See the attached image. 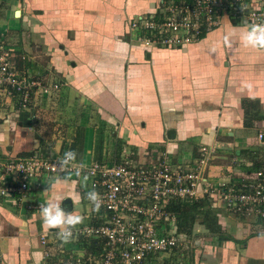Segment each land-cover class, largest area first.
Masks as SVG:
<instances>
[{
    "label": "crops",
    "instance_id": "obj_1",
    "mask_svg": "<svg viewBox=\"0 0 264 264\" xmlns=\"http://www.w3.org/2000/svg\"><path fill=\"white\" fill-rule=\"evenodd\" d=\"M160 2L0 0V32L17 71L46 75L47 83L59 86L53 137L45 147L62 154L77 127L84 133L79 161L88 165L115 162L117 139L121 155L146 164H187L201 147H211L208 185L238 184L264 170V146L257 140L264 132V50L243 47L239 37L247 25L229 18L182 49L144 48L130 24L155 14ZM229 35L233 46L226 48L222 40ZM50 100L34 94L30 108L14 111L12 99L0 97V159L38 152L33 110L46 111ZM54 180L32 181L26 201L0 196V264H51L86 254L91 242L62 244L44 226L40 206L61 195L66 211L83 215L79 226L92 225L95 210L85 198L90 189ZM73 190L81 193L80 202L72 199ZM213 207L226 237L209 236L196 221L190 238L182 236L178 248L152 264H264V222Z\"/></svg>",
    "mask_w": 264,
    "mask_h": 264
},
{
    "label": "built area",
    "instance_id": "obj_2",
    "mask_svg": "<svg viewBox=\"0 0 264 264\" xmlns=\"http://www.w3.org/2000/svg\"><path fill=\"white\" fill-rule=\"evenodd\" d=\"M223 18L240 19L246 25L264 23V0H161L155 14L139 16L130 24L136 41L144 48L179 50L200 41L219 27ZM57 83L42 85L21 75L11 51L0 32V95L12 99L18 95L20 108L27 109L32 95L49 97ZM264 146V132L257 134ZM214 149L201 147L198 157L187 164L141 163L123 152L118 163L94 162L83 165L87 185L95 189L103 204L93 218L98 224L78 226L74 242L92 240L102 244L96 254H82L51 264H152L153 259L178 248L183 235L174 234L172 213L164 204L168 200H198L207 196L214 206L248 222H264V170H255L238 184L208 185L205 171ZM38 153V154H37ZM0 159V196H16L26 201L32 181L58 175L55 167L63 156H40ZM74 171V170H73ZM66 175L76 177L72 172ZM5 176H9L5 182ZM79 179L78 177H76ZM82 184V183H80ZM46 243V235L40 237ZM46 253L45 258L49 259Z\"/></svg>",
    "mask_w": 264,
    "mask_h": 264
},
{
    "label": "trees",
    "instance_id": "obj_3",
    "mask_svg": "<svg viewBox=\"0 0 264 264\" xmlns=\"http://www.w3.org/2000/svg\"><path fill=\"white\" fill-rule=\"evenodd\" d=\"M2 7L3 5L0 4V11ZM204 35L205 34H203L200 37V39H202ZM29 78L37 82H40L42 85L48 84L46 82V75L36 76L33 78L29 77ZM58 95H59L58 92L55 91L49 96L51 100L46 111H43L42 109L39 111V108H35L33 110L34 113L31 122H32V126L34 127V140L41 143L38 152L39 155L42 157L43 156L45 157L47 152L50 151L48 150L47 147H45V145H47L53 137L52 130H53L54 122L52 120V117H53V113L55 112L53 106L55 105L54 98L57 97ZM12 106L14 108V111H21L20 99L18 95H14V97L12 98ZM28 107L30 108L31 105H28ZM83 142H84L83 128L77 127L75 129V133L72 137V141L70 145L63 152V154L66 151L74 150L78 153L77 159L80 160L82 155ZM121 147H122V142L117 139L115 144V152L113 156L115 163H118L120 161ZM32 153L28 155H31ZM129 155L131 157L132 154L130 153ZM164 207L168 212L172 213L175 218V222L172 224L171 228L174 234L176 235H183L187 238H190L192 236L194 224L196 223V221H199V223L205 228L209 236L226 237V235L223 232L222 226L218 220L219 211L215 207H213L212 203L210 202L207 196H204L203 198L198 200H178V199L168 200L164 204ZM94 224L95 225L98 224L97 220H94ZM90 242H89L90 243L89 247L88 244L86 245L87 248L86 254L91 253L96 255L101 250L102 244L95 240H92Z\"/></svg>",
    "mask_w": 264,
    "mask_h": 264
},
{
    "label": "clouds",
    "instance_id": "obj_4",
    "mask_svg": "<svg viewBox=\"0 0 264 264\" xmlns=\"http://www.w3.org/2000/svg\"><path fill=\"white\" fill-rule=\"evenodd\" d=\"M240 42L243 47L253 50H264V23H253L247 25L242 31ZM222 44L226 48H231L232 37L224 36ZM250 88V85H245ZM78 153L74 150L66 151L58 161V175L55 177L54 183L60 184H75L82 183L86 186L88 176L83 174V165L78 161ZM74 170V171H73ZM72 172L78 180H72L67 173ZM85 198L89 201L95 211H99L102 207L103 200L100 194L95 189L86 193ZM63 196L56 195L50 198L45 204L40 206V216L44 226L49 230H55L52 234L55 235L62 244L71 243L74 238V232L79 225L83 224L84 217L79 212H68L62 207ZM72 199L80 202L82 199L81 193L73 190Z\"/></svg>",
    "mask_w": 264,
    "mask_h": 264
},
{
    "label": "rangeland",
    "instance_id": "obj_5",
    "mask_svg": "<svg viewBox=\"0 0 264 264\" xmlns=\"http://www.w3.org/2000/svg\"><path fill=\"white\" fill-rule=\"evenodd\" d=\"M38 59H39V61H40L41 63H43V64H44L45 61H46V58H44V57H42V56H41L40 58H38ZM43 97H44V96H43ZM55 152H56V153H55ZM55 152H54V151H53V152H52V151H48L47 154H46V156H47V157H51V158H53V157H56V156H58V155H61L60 152H57V151H55ZM33 153H37V152L34 151ZM37 154H38V153H37ZM62 154H63V153H62ZM113 160H114V159L112 158V161H113ZM97 161H98V162H102L103 160H101V159H100V160L97 159ZM139 162H140V161H139ZM54 178H55V177H54ZM40 237H41V236H40ZM166 255H168V254H166ZM160 256H161V257H164L165 254H164V255H160Z\"/></svg>",
    "mask_w": 264,
    "mask_h": 264
},
{
    "label": "water",
    "instance_id": "obj_6",
    "mask_svg": "<svg viewBox=\"0 0 264 264\" xmlns=\"http://www.w3.org/2000/svg\"><path fill=\"white\" fill-rule=\"evenodd\" d=\"M17 15H18V13H17Z\"/></svg>",
    "mask_w": 264,
    "mask_h": 264
}]
</instances>
